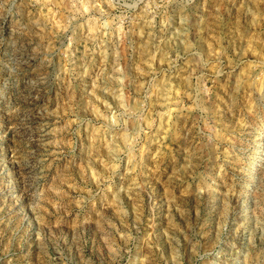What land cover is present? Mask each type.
I'll return each mask as SVG.
<instances>
[{"label": "rangeland", "instance_id": "374dc122", "mask_svg": "<svg viewBox=\"0 0 264 264\" xmlns=\"http://www.w3.org/2000/svg\"><path fill=\"white\" fill-rule=\"evenodd\" d=\"M0 264H264V0H0Z\"/></svg>", "mask_w": 264, "mask_h": 264}]
</instances>
